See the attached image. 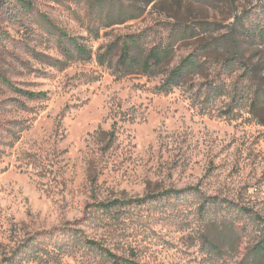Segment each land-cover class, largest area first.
<instances>
[{
	"label": "rangeland",
	"instance_id": "obj_1",
	"mask_svg": "<svg viewBox=\"0 0 264 264\" xmlns=\"http://www.w3.org/2000/svg\"><path fill=\"white\" fill-rule=\"evenodd\" d=\"M26 1L0 7V264H112L89 243L136 264H258L264 114H250L242 73L222 77L217 99L200 76L163 93V68L123 76L118 51L105 53L139 35L165 44L171 16L254 29L264 0H152L117 25L93 0ZM47 21L92 59L64 57ZM200 41L177 43L169 67ZM169 190L181 193L158 197ZM147 196L158 198L122 205Z\"/></svg>",
	"mask_w": 264,
	"mask_h": 264
},
{
	"label": "trees",
	"instance_id": "obj_2",
	"mask_svg": "<svg viewBox=\"0 0 264 264\" xmlns=\"http://www.w3.org/2000/svg\"><path fill=\"white\" fill-rule=\"evenodd\" d=\"M23 8L30 9V4L26 0H16ZM152 0H93L92 6H96L99 14H104L105 19L112 25L122 24L125 21L133 20L141 12L144 5H148ZM181 6L182 0H176ZM200 2V0H195ZM236 2V0L231 1ZM6 0H0V7ZM264 20V4L261 8ZM173 23H168L170 37L165 44L146 47L142 35L127 37L122 43H112L108 46L105 55L118 51V59L115 67L116 72L123 76L140 74L154 76L162 68L165 79L159 87L160 92L167 93L173 88L179 87L187 79L200 76L204 78L202 83L206 97L217 99L226 96V83L222 79L226 74H234L237 71L242 73L241 79L245 84V96L250 114L258 117V113L264 114V59L258 57L253 62L255 56L253 52L264 49V21L254 29H247L242 24V19L234 20V26H229L226 33L222 31L226 28L221 23L199 20L194 23L181 21L178 17L171 16ZM239 23V26L236 25ZM50 33L56 37L57 46L61 54L68 59H77L87 62L92 59L91 51L79 42L77 38L68 36L64 31L57 29L50 22H46ZM218 35L212 37V35ZM208 36L204 39L203 36ZM247 38L248 41L257 43H240L238 38ZM201 38L200 43L190 51L180 62L169 67L172 60L174 47L179 42L196 41ZM250 52V54H249ZM105 55L98 57L100 65L105 61ZM212 75H207L208 73ZM2 82L11 90L24 96L29 100L46 98L44 92H28L14 88L6 79ZM235 92V91H234ZM247 94V95H246ZM242 99V98H241ZM190 190V189H188ZM179 191H167L158 197L178 195ZM156 196H147L144 199H134L122 205H141L147 201H154ZM117 203L101 205L103 209L110 210ZM93 249L103 252V256L108 258L112 264H136L134 262L121 259L109 251L102 249L96 243H89ZM264 260V229L258 243L253 248L252 262H262Z\"/></svg>",
	"mask_w": 264,
	"mask_h": 264
}]
</instances>
